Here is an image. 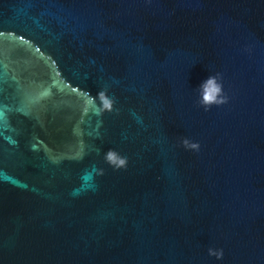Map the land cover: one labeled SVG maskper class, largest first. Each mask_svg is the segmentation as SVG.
Here are the masks:
<instances>
[{
  "label": "water",
  "instance_id": "water-1",
  "mask_svg": "<svg viewBox=\"0 0 264 264\" xmlns=\"http://www.w3.org/2000/svg\"><path fill=\"white\" fill-rule=\"evenodd\" d=\"M0 264H264V0H0Z\"/></svg>",
  "mask_w": 264,
  "mask_h": 264
},
{
  "label": "clouds",
  "instance_id": "clouds-1",
  "mask_svg": "<svg viewBox=\"0 0 264 264\" xmlns=\"http://www.w3.org/2000/svg\"><path fill=\"white\" fill-rule=\"evenodd\" d=\"M221 79L219 73L216 75H210L197 89L199 94L197 103L203 107L205 111L209 110L212 106L219 107L228 102V99L223 92V85L220 82ZM90 98L94 104L97 100L99 101V104L96 105L98 108V115H102L104 112H113L115 99L109 97L106 90H101L95 97ZM181 145L187 151L198 152L200 150L199 143L192 142L187 138L181 141ZM104 159L114 170L125 169L127 167V158L120 156L115 150H109L105 154ZM97 173L103 175V170H98ZM209 255L214 256L219 260L223 258V251L209 249Z\"/></svg>",
  "mask_w": 264,
  "mask_h": 264
},
{
  "label": "trees",
  "instance_id": "trees-1",
  "mask_svg": "<svg viewBox=\"0 0 264 264\" xmlns=\"http://www.w3.org/2000/svg\"><path fill=\"white\" fill-rule=\"evenodd\" d=\"M9 37L7 36H4V39H8ZM14 39L18 40L19 42H23L22 39L20 38H16V37H13ZM22 44L24 45H27L28 47H33L32 45H30L29 43L27 42H23ZM38 59L40 62H44V58L42 56H38ZM65 95V93L63 92V90L59 89L58 93H57V97L59 98H62L63 96ZM83 97V95H78V98L81 99Z\"/></svg>",
  "mask_w": 264,
  "mask_h": 264
}]
</instances>
